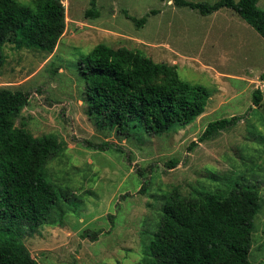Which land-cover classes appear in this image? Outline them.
I'll return each mask as SVG.
<instances>
[{"label": "rangeland", "instance_id": "rangeland-1", "mask_svg": "<svg viewBox=\"0 0 264 264\" xmlns=\"http://www.w3.org/2000/svg\"><path fill=\"white\" fill-rule=\"evenodd\" d=\"M89 1L63 0L67 29L54 52L5 45L0 86L30 93L16 125L64 143L46 167L58 203L50 221L22 240L40 264H152L147 243L165 194L173 188L188 198L226 194L240 180L255 184L260 196L250 259L264 264V38L227 8L211 18L175 0H98L100 15L92 18ZM258 5L264 8V0ZM151 10L157 13L143 26L125 15L141 18ZM225 12L249 29L225 21ZM101 42L176 65L183 79L211 93L205 112L154 136L126 138L100 128L85 113L79 60ZM258 87L260 106L253 104ZM233 115L240 121L200 140L211 121ZM171 160L178 165L169 168Z\"/></svg>", "mask_w": 264, "mask_h": 264}, {"label": "trees", "instance_id": "trees-1", "mask_svg": "<svg viewBox=\"0 0 264 264\" xmlns=\"http://www.w3.org/2000/svg\"><path fill=\"white\" fill-rule=\"evenodd\" d=\"M259 1L175 3L202 15L231 9L264 38V8ZM89 3L87 16L98 17V0ZM151 13L157 11L141 18L125 11L138 26H143ZM66 29L63 0H33L31 4L0 0V68L6 62L7 43L52 53ZM79 71L86 82L85 113L100 128L115 130L126 138L160 135L175 124H190L205 112L211 96L205 86L183 79L176 65L156 62L126 46L98 43L81 56ZM29 97V91L0 86V264H40L22 239L50 221L59 200L46 167L64 143L53 135L35 136L25 126L16 125ZM262 100L263 91L258 87L253 91V104L260 106ZM240 119L233 115L211 121L200 140ZM90 146L104 149L93 142ZM178 163L171 160L167 166L173 168ZM139 174L145 176V171ZM161 200L159 222L147 243L152 264H261L250 259L261 206L255 184L238 180L226 194L208 192L192 198L173 188Z\"/></svg>", "mask_w": 264, "mask_h": 264}, {"label": "crops", "instance_id": "crops-1", "mask_svg": "<svg viewBox=\"0 0 264 264\" xmlns=\"http://www.w3.org/2000/svg\"><path fill=\"white\" fill-rule=\"evenodd\" d=\"M228 9V8H227ZM220 11H221V9L220 10H218V11H216V12H214V13H212V15H211V18H216V17H219V15H220ZM210 15V14H209ZM223 17L226 19L225 21H228L229 23H231V22H236V23H238V24H242L243 26L245 25V24H243V22H240V20H238L239 18L237 17V16H235L233 13L231 14L230 12H225V14L223 15ZM240 22V23H239ZM245 28L247 27V29H249L248 28V26H244ZM216 36H221L220 35V33H218ZM217 43H221V42H219V39H217ZM224 43H226L225 41H223L222 42V44L224 45Z\"/></svg>", "mask_w": 264, "mask_h": 264}]
</instances>
